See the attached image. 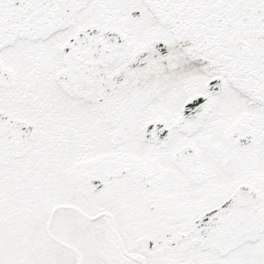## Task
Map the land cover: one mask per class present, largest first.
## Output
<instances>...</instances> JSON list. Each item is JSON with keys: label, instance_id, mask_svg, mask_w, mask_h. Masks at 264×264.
<instances>
[{"label": "snow or ice", "instance_id": "1", "mask_svg": "<svg viewBox=\"0 0 264 264\" xmlns=\"http://www.w3.org/2000/svg\"><path fill=\"white\" fill-rule=\"evenodd\" d=\"M0 264H264V0H0Z\"/></svg>", "mask_w": 264, "mask_h": 264}]
</instances>
